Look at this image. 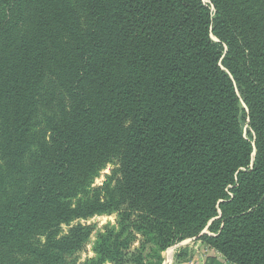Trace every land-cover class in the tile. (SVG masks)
<instances>
[{"label": "trees", "instance_id": "1", "mask_svg": "<svg viewBox=\"0 0 264 264\" xmlns=\"http://www.w3.org/2000/svg\"><path fill=\"white\" fill-rule=\"evenodd\" d=\"M192 237L264 264V0H0V264Z\"/></svg>", "mask_w": 264, "mask_h": 264}, {"label": "crops", "instance_id": "2", "mask_svg": "<svg viewBox=\"0 0 264 264\" xmlns=\"http://www.w3.org/2000/svg\"><path fill=\"white\" fill-rule=\"evenodd\" d=\"M164 256L163 264H227L225 257L220 258L217 250L198 237L173 245L165 251Z\"/></svg>", "mask_w": 264, "mask_h": 264}, {"label": "rangeland", "instance_id": "3", "mask_svg": "<svg viewBox=\"0 0 264 264\" xmlns=\"http://www.w3.org/2000/svg\"><path fill=\"white\" fill-rule=\"evenodd\" d=\"M245 127L247 128V126H245ZM117 167L118 166L116 164H110V165H108V167L105 170H103L101 176L96 180L94 186H101V185H103V183L106 181L107 177L109 175H112L114 170H117ZM116 218H117V215L116 214H113V215H110V216L109 215L95 216V217H93V218H91L89 220H82L81 221L82 223H85V224H94L96 226V230L93 233L92 237L90 238L89 243L85 246V248L83 249V251H81L78 254L79 263L82 262V261H84L88 257L94 256L93 245H94V242H95V240L97 238V233L100 232V231H102L103 228L108 223H115ZM68 228H69L68 226H65L64 225L63 230L64 231H67ZM204 232H208V229H205ZM190 239H193V238H190ZM134 245L137 246L138 243H135ZM164 258H165V256H164Z\"/></svg>", "mask_w": 264, "mask_h": 264}, {"label": "built area", "instance_id": "4", "mask_svg": "<svg viewBox=\"0 0 264 264\" xmlns=\"http://www.w3.org/2000/svg\"><path fill=\"white\" fill-rule=\"evenodd\" d=\"M196 237H193V239H195ZM180 245V244H179ZM217 253L220 255V257H222V258H224V255L223 254H221L219 251H217ZM225 262L227 263V264H236V263H231V262H229L226 258H225Z\"/></svg>", "mask_w": 264, "mask_h": 264}]
</instances>
